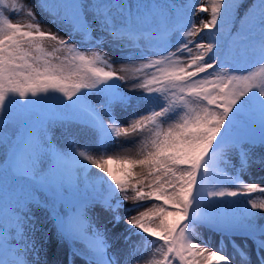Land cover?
I'll return each mask as SVG.
<instances>
[{
    "label": "snow or ice",
    "instance_id": "obj_1",
    "mask_svg": "<svg viewBox=\"0 0 264 264\" xmlns=\"http://www.w3.org/2000/svg\"><path fill=\"white\" fill-rule=\"evenodd\" d=\"M53 238L264 264V0H0V264Z\"/></svg>",
    "mask_w": 264,
    "mask_h": 264
},
{
    "label": "rangeland",
    "instance_id": "obj_2",
    "mask_svg": "<svg viewBox=\"0 0 264 264\" xmlns=\"http://www.w3.org/2000/svg\"><path fill=\"white\" fill-rule=\"evenodd\" d=\"M53 30H55V28H53ZM109 55H112L111 51H109ZM119 66H120L119 63H115L113 65L114 68H119ZM260 179L261 178L259 175L252 176L250 174V176H249V182H260ZM254 197L259 199L261 197V194L256 193V194H254ZM146 206H150V205H146ZM216 244H217V239L215 237H213V241H212V244L210 246L215 248ZM48 259H49V264H53L54 261L64 259V248L58 247L56 245L55 238H53V241L51 243ZM76 264H82V262L77 260Z\"/></svg>",
    "mask_w": 264,
    "mask_h": 264
}]
</instances>
